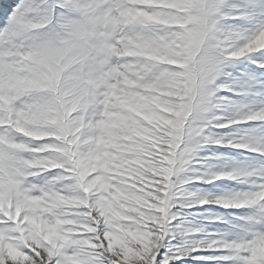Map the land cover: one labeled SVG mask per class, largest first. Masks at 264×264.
Returning a JSON list of instances; mask_svg holds the SVG:
<instances>
[{
    "label": "snow or ice",
    "instance_id": "6c2138e0",
    "mask_svg": "<svg viewBox=\"0 0 264 264\" xmlns=\"http://www.w3.org/2000/svg\"><path fill=\"white\" fill-rule=\"evenodd\" d=\"M0 264H264V0H0Z\"/></svg>",
    "mask_w": 264,
    "mask_h": 264
}]
</instances>
